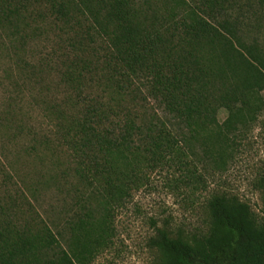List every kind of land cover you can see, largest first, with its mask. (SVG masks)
<instances>
[{
  "label": "trees",
  "instance_id": "trees-1",
  "mask_svg": "<svg viewBox=\"0 0 264 264\" xmlns=\"http://www.w3.org/2000/svg\"><path fill=\"white\" fill-rule=\"evenodd\" d=\"M263 28L264 0H0V44L16 48V67L57 71L63 96H41L45 127L30 133L54 163L63 151L47 180L72 199L63 235L31 203L22 209L5 172L15 189L0 195V264L92 263L155 169L193 207L242 134L257 122L264 132ZM29 40L41 43L37 63L21 57ZM253 188L256 215L222 189L199 203L203 231L152 219L151 264H264V171Z\"/></svg>",
  "mask_w": 264,
  "mask_h": 264
},
{
  "label": "rangeland",
  "instance_id": "rangeland-1",
  "mask_svg": "<svg viewBox=\"0 0 264 264\" xmlns=\"http://www.w3.org/2000/svg\"><path fill=\"white\" fill-rule=\"evenodd\" d=\"M262 36L264 40V33ZM42 43L44 45V41ZM40 47L41 43L37 40H29L25 50L21 51V57L30 63H37L32 54L34 49ZM7 48L0 44V195L6 189H15L4 174L11 173V180L17 181L26 195V199L19 201L23 202L22 209L31 203L41 218L59 225L58 230L64 235L63 218L70 213L72 199L63 193L57 195L47 180L50 170L65 160L61 153L63 151L60 149L55 153V158H59L54 163L53 155L35 142L33 138L37 135L30 133L36 132L41 125L45 127L41 96H47L53 101L63 96L61 87L55 84L57 71H22L14 64L16 48L11 49L10 45ZM14 80L24 81L21 91L12 83ZM156 111L163 119L167 116L158 106ZM218 117L223 120L226 112L220 111ZM29 127L31 130H26ZM37 132L43 134L46 131L42 129ZM158 170L149 171L146 185L133 191L129 201L117 212L114 246L90 264H151L152 256L147 247V239L154 232L151 220H158L159 225L166 220L172 226L180 225L194 231H203L207 225L203 220L205 215L202 203H199L211 192L231 189L250 204L255 215L259 214L261 201L259 193L253 188V182L264 171V132L257 122L248 128L244 136L242 134L238 151L227 171L222 176L209 178L207 192L196 198L193 207L182 199L184 195L164 186ZM60 239L64 242V237Z\"/></svg>",
  "mask_w": 264,
  "mask_h": 264
}]
</instances>
